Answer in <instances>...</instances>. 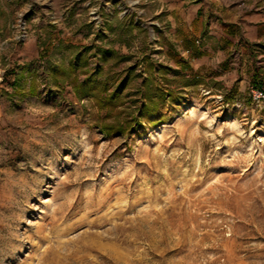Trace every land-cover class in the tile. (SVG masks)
I'll return each mask as SVG.
<instances>
[{
    "label": "rangeland",
    "instance_id": "374dc122",
    "mask_svg": "<svg viewBox=\"0 0 264 264\" xmlns=\"http://www.w3.org/2000/svg\"><path fill=\"white\" fill-rule=\"evenodd\" d=\"M0 45L9 163L43 161L5 264H264V0H0ZM98 66L172 97L107 135L71 83Z\"/></svg>",
    "mask_w": 264,
    "mask_h": 264
},
{
    "label": "clouds",
    "instance_id": "9594fccd",
    "mask_svg": "<svg viewBox=\"0 0 264 264\" xmlns=\"http://www.w3.org/2000/svg\"><path fill=\"white\" fill-rule=\"evenodd\" d=\"M6 51L0 45V53ZM28 106H25L27 112ZM7 104L0 102V128L12 123ZM10 135L0 132V264L13 258L29 243L28 232L22 227L26 214L31 210V201L38 195L40 179L35 174L36 165L43 161L36 155L31 141L19 145L26 160L13 167V158L7 145ZM41 148L44 145L40 146ZM31 227V226H30Z\"/></svg>",
    "mask_w": 264,
    "mask_h": 264
},
{
    "label": "trees",
    "instance_id": "16d2710c",
    "mask_svg": "<svg viewBox=\"0 0 264 264\" xmlns=\"http://www.w3.org/2000/svg\"><path fill=\"white\" fill-rule=\"evenodd\" d=\"M134 66H130L124 72H113V68L98 66L95 70L90 71L84 79L75 77L71 83L75 94L79 98L90 97L94 99L99 109H108L107 117H113L111 121H105L102 131L107 135L114 133H127L131 129H136L142 121L141 118L145 113H156L160 108V102L169 100L172 93L156 85L154 78L147 77L140 85L137 92L141 94V104L133 109V104L127 103L129 97L125 93L129 82L135 71ZM167 66L160 65L159 71H167ZM169 97H166V96ZM121 108L115 116L112 111ZM126 116H122L124 112ZM136 124V126H134Z\"/></svg>",
    "mask_w": 264,
    "mask_h": 264
},
{
    "label": "built area",
    "instance_id": "2783aa9c",
    "mask_svg": "<svg viewBox=\"0 0 264 264\" xmlns=\"http://www.w3.org/2000/svg\"><path fill=\"white\" fill-rule=\"evenodd\" d=\"M251 98L253 101L258 103H264V89L263 88H253L251 91Z\"/></svg>",
    "mask_w": 264,
    "mask_h": 264
},
{
    "label": "crops",
    "instance_id": "0c3cea01",
    "mask_svg": "<svg viewBox=\"0 0 264 264\" xmlns=\"http://www.w3.org/2000/svg\"><path fill=\"white\" fill-rule=\"evenodd\" d=\"M256 39H257V38H256ZM257 40H258V41H260V40H261V38H260V39L258 38ZM196 41H197V42H199V40H198V39H197ZM263 82H264V79H263Z\"/></svg>",
    "mask_w": 264,
    "mask_h": 264
}]
</instances>
